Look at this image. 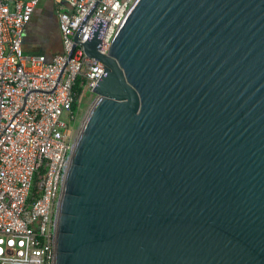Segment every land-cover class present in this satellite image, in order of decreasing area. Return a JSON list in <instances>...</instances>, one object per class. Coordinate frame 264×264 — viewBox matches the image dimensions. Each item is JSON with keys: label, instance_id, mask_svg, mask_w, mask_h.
I'll list each match as a JSON object with an SVG mask.
<instances>
[{"label": "water", "instance_id": "1", "mask_svg": "<svg viewBox=\"0 0 264 264\" xmlns=\"http://www.w3.org/2000/svg\"><path fill=\"white\" fill-rule=\"evenodd\" d=\"M99 44L50 264H264V0H135Z\"/></svg>", "mask_w": 264, "mask_h": 264}, {"label": "built area", "instance_id": "2", "mask_svg": "<svg viewBox=\"0 0 264 264\" xmlns=\"http://www.w3.org/2000/svg\"><path fill=\"white\" fill-rule=\"evenodd\" d=\"M135 0H67L57 15L61 51L25 53L23 33L40 0H0V264H50L59 185L86 92L103 74L99 52Z\"/></svg>", "mask_w": 264, "mask_h": 264}, {"label": "crops", "instance_id": "3", "mask_svg": "<svg viewBox=\"0 0 264 264\" xmlns=\"http://www.w3.org/2000/svg\"><path fill=\"white\" fill-rule=\"evenodd\" d=\"M36 8L23 33V49L29 54H43L48 58L61 51L57 29V15L66 8L67 0H47Z\"/></svg>", "mask_w": 264, "mask_h": 264}, {"label": "rangeland", "instance_id": "4", "mask_svg": "<svg viewBox=\"0 0 264 264\" xmlns=\"http://www.w3.org/2000/svg\"><path fill=\"white\" fill-rule=\"evenodd\" d=\"M45 1H47V0H45ZM45 3L46 2H44V0H42L41 6L43 7L45 5ZM95 98H96V96L93 93L86 92V94H85V96H84V98L82 100L83 103H82L81 108L79 110V115H78L79 124H78V128H79V126H80V124H81V122H82V120H83V118H84L89 106L93 103Z\"/></svg>", "mask_w": 264, "mask_h": 264}]
</instances>
